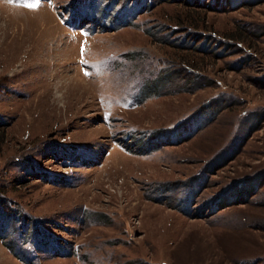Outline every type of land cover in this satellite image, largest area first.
<instances>
[{"label": "rangeland", "instance_id": "1", "mask_svg": "<svg viewBox=\"0 0 264 264\" xmlns=\"http://www.w3.org/2000/svg\"><path fill=\"white\" fill-rule=\"evenodd\" d=\"M0 264H264V0H0Z\"/></svg>", "mask_w": 264, "mask_h": 264}, {"label": "trees", "instance_id": "2", "mask_svg": "<svg viewBox=\"0 0 264 264\" xmlns=\"http://www.w3.org/2000/svg\"><path fill=\"white\" fill-rule=\"evenodd\" d=\"M186 129H188V126L186 127ZM183 129L181 128H178V127H175L173 128L170 132H168V134H164L166 132H160V133H157V134H160L158 135L157 137L153 136V138H151V140L154 142V143H159V147L165 145V144H169L172 143V142H183L185 141L188 137L192 136L193 134L190 132V131H182ZM170 134V135H169ZM172 139V140H171ZM148 143H150V149H145V150H142L141 148L143 147V144L141 146H138V151L135 152V148H134V145H135V142L133 144V150L130 149L128 146H125L123 147L125 150L129 151V152H132V153H137L139 155H145V154H148L149 152H151L152 150H155L156 148H152L151 146V143L150 141H148ZM164 143V144H163ZM163 144V145H162ZM178 144V143H177ZM136 146V145H135ZM132 147V146H131ZM137 148V147H136ZM36 176H39V174H37ZM44 176H41V178H43ZM39 177V179H41ZM5 247H7V249H9L11 251V253L19 259V256L17 255V253H15V251L10 247H8L7 245H5Z\"/></svg>", "mask_w": 264, "mask_h": 264}, {"label": "snow or ice", "instance_id": "3", "mask_svg": "<svg viewBox=\"0 0 264 264\" xmlns=\"http://www.w3.org/2000/svg\"><path fill=\"white\" fill-rule=\"evenodd\" d=\"M31 7H35V5H32Z\"/></svg>", "mask_w": 264, "mask_h": 264}]
</instances>
